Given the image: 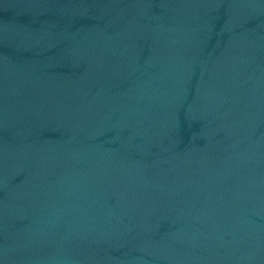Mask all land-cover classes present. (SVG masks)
<instances>
[{
    "label": "water",
    "instance_id": "obj_1",
    "mask_svg": "<svg viewBox=\"0 0 264 264\" xmlns=\"http://www.w3.org/2000/svg\"><path fill=\"white\" fill-rule=\"evenodd\" d=\"M0 264H264V0H0Z\"/></svg>",
    "mask_w": 264,
    "mask_h": 264
}]
</instances>
